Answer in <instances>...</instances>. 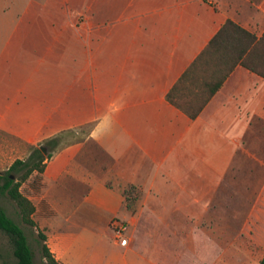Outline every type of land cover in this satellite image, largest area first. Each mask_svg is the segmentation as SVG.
I'll use <instances>...</instances> for the list:
<instances>
[{
  "label": "crops",
  "instance_id": "obj_1",
  "mask_svg": "<svg viewBox=\"0 0 264 264\" xmlns=\"http://www.w3.org/2000/svg\"><path fill=\"white\" fill-rule=\"evenodd\" d=\"M9 2L16 13L0 34L4 120L22 137L50 122L92 123L88 139L110 160L103 176L35 172L34 189L48 185L52 216L41 228L55 259L260 264L264 78L237 66L196 119L167 96L227 21L260 38L264 0ZM75 46L87 57L80 70L63 63ZM128 185L144 192L133 215L124 208ZM114 222L124 226L120 239Z\"/></svg>",
  "mask_w": 264,
  "mask_h": 264
},
{
  "label": "trees",
  "instance_id": "obj_2",
  "mask_svg": "<svg viewBox=\"0 0 264 264\" xmlns=\"http://www.w3.org/2000/svg\"><path fill=\"white\" fill-rule=\"evenodd\" d=\"M237 66L264 78V34L259 38L229 20L186 70L167 98L190 119H196ZM188 95L190 98L185 99ZM46 159L40 149H35L28 160H16L6 174H0V194L9 196L16 204L22 221L31 227H37L34 220L36 206L23 194L21 187L35 172L44 173ZM122 193L124 208L135 214L137 204L144 196L143 190L128 185L122 188ZM0 231L12 241L15 264H35L34 252L25 231L1 207ZM39 236L47 263L60 264L46 243V235L39 232ZM260 264H264V259Z\"/></svg>",
  "mask_w": 264,
  "mask_h": 264
},
{
  "label": "rangeland",
  "instance_id": "obj_3",
  "mask_svg": "<svg viewBox=\"0 0 264 264\" xmlns=\"http://www.w3.org/2000/svg\"><path fill=\"white\" fill-rule=\"evenodd\" d=\"M9 3L8 0L5 4H0V34L4 33L6 29L5 24L10 20V14L15 15L16 13ZM30 45L27 43L28 47ZM82 50L78 46L72 48L69 51L71 53H68L70 58L63 60V63L66 66L73 67L75 70L82 69L87 63V57H84ZM26 58L27 68H29L32 65L30 63L33 57L30 54V57L27 55ZM21 62L23 61L21 60ZM92 125V123L84 124L78 121L72 124L62 121L59 123L50 122L45 124L40 134L22 137L18 135L15 124L6 122L0 111V174H6L16 160H28L35 149H40L42 154L47 158L44 174H47L48 180H57L58 173L68 174L71 178H73V175L76 178H80L78 168L79 170L83 169L87 174L103 176L105 170L102 166L110 165V160L88 139V132ZM42 147L46 148L47 154L42 150ZM37 176L40 175L34 173L32 178L21 187L23 194L36 206L34 220L37 223V227H31L22 221L16 204L9 196L0 194V207L5 209L8 215L25 231L34 252L35 264H48L43 257L42 241L39 232L45 234L46 229H42L41 225L45 218L52 216V213L50 212L51 209L48 201L45 199L48 185L44 184L43 189L45 188V190L42 189L40 193L34 189L38 187V183L35 181ZM143 199L144 196L137 204L136 212L140 209ZM140 236L141 233H139ZM15 263L16 258L13 254L12 241L10 237L0 231V264ZM250 263L257 264L259 262Z\"/></svg>",
  "mask_w": 264,
  "mask_h": 264
},
{
  "label": "built area",
  "instance_id": "obj_4",
  "mask_svg": "<svg viewBox=\"0 0 264 264\" xmlns=\"http://www.w3.org/2000/svg\"><path fill=\"white\" fill-rule=\"evenodd\" d=\"M114 231L116 234V238L120 239L124 232V226L121 225L119 222H114Z\"/></svg>",
  "mask_w": 264,
  "mask_h": 264
},
{
  "label": "water",
  "instance_id": "obj_5",
  "mask_svg": "<svg viewBox=\"0 0 264 264\" xmlns=\"http://www.w3.org/2000/svg\"><path fill=\"white\" fill-rule=\"evenodd\" d=\"M42 150L45 152V154H47V150L45 147H42Z\"/></svg>",
  "mask_w": 264,
  "mask_h": 264
}]
</instances>
